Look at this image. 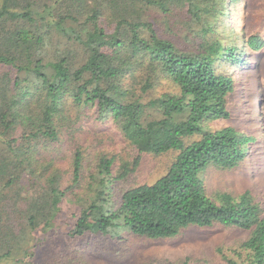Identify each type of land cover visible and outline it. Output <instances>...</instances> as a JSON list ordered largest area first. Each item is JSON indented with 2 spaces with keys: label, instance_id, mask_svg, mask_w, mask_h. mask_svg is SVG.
Segmentation results:
<instances>
[{
  "label": "trees",
  "instance_id": "16d2710c",
  "mask_svg": "<svg viewBox=\"0 0 264 264\" xmlns=\"http://www.w3.org/2000/svg\"><path fill=\"white\" fill-rule=\"evenodd\" d=\"M248 5L0 0V264H51L55 246L66 264H84L80 240L102 238L121 254L129 237L213 226L248 231L232 251L264 264L259 204L248 192L210 195L202 178L209 165L236 167L254 140L233 126L204 129L229 117L233 92L247 86L238 82L247 50L264 45L244 23L228 24ZM161 79L170 89L154 92ZM89 121L121 149L97 150L96 136L83 137ZM146 156L165 158L163 172L129 181ZM57 227L64 232L49 245Z\"/></svg>",
  "mask_w": 264,
  "mask_h": 264
},
{
  "label": "rangeland",
  "instance_id": "374dc122",
  "mask_svg": "<svg viewBox=\"0 0 264 264\" xmlns=\"http://www.w3.org/2000/svg\"><path fill=\"white\" fill-rule=\"evenodd\" d=\"M249 5L246 11V18L242 19L244 10L235 12L229 16V25H242L245 34L254 33L264 41V0H248ZM247 53L253 56L251 63L245 66L242 78L238 80L241 84L247 85L242 89H236L228 103L229 117L226 119H214L205 121L204 129L208 131L218 130L226 126H233L244 131L246 134L254 136V140L247 144V155L239 164L231 169L218 168L209 165L202 174L205 190L208 194L214 195L215 192H227L237 196L248 192L259 204L264 215V45L261 44L257 49ZM241 66L235 69L228 67L229 70L240 71ZM162 80V81H161ZM154 86V92H163L170 89L169 83L161 79ZM241 107V108H240ZM240 108V110H239ZM85 139L92 140V136L98 138L96 149L101 151L108 149L117 150L121 142L111 134L105 136L92 122H85ZM97 133V134H96ZM84 142V141H83ZM85 143V142H84ZM121 149V148H119ZM96 150V151H97ZM69 159L60 163L61 167L68 168ZM165 158L146 156L129 181L154 178L163 172ZM68 176V175H67ZM63 229L57 227L50 231L49 245H54L62 236ZM248 231L241 229H227L218 226L206 228H190L182 231L179 235L167 238L150 240L146 238H128L127 243L131 248L123 250L121 254L114 252L113 247L104 239L91 238L80 240L83 247L81 258L84 264H147L151 260L157 261H177L188 257V264H231L227 258L237 264L244 263L236 254L233 248L248 236ZM65 243L66 241L63 240ZM62 241V244H63ZM84 245L85 248H84ZM114 246V245H113ZM118 247V246H117ZM222 249L220 254L217 250ZM43 248L37 247L39 251ZM58 257L50 260L51 264H66L65 249L56 247ZM46 254V251H44ZM35 262L47 264L46 259ZM76 260H71V264H76Z\"/></svg>",
  "mask_w": 264,
  "mask_h": 264
}]
</instances>
